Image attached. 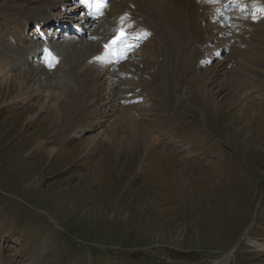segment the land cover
<instances>
[{"label":"rangeland","instance_id":"rangeland-1","mask_svg":"<svg viewBox=\"0 0 264 264\" xmlns=\"http://www.w3.org/2000/svg\"><path fill=\"white\" fill-rule=\"evenodd\" d=\"M46 1L0 0V66L1 57L12 55L7 50L15 44L14 24ZM52 13L61 14L59 9ZM206 33L210 44L222 46L224 40ZM257 40L242 47V54L231 39L223 67L222 58L213 59L208 51L198 70L194 67L193 77L203 75L205 89L219 101L216 110L191 94L187 85L193 77L162 74L165 100L146 98L140 110L146 108L144 119L153 121L163 113L165 122L151 128L149 147L133 144L127 163L130 147L118 153L106 139L110 127L125 130L120 118L107 116L110 111L92 117L91 128L78 132L81 86H73L78 101L68 97L74 105L60 123L45 118L42 100L49 106L57 97H49L51 90L43 95L39 82L38 95L20 103L13 102L11 83L8 92L0 87V264H264V249L256 246L264 243V37ZM142 54L133 53L135 68L125 66L130 78L121 80L113 69L120 81L133 79L132 87L146 78L158 81L156 73H145ZM95 56L78 65L79 71L89 68L85 78L92 75V60L99 62L97 74L110 69L102 54ZM230 69L236 79L243 78L242 89L227 85ZM59 76L66 78L64 72ZM102 84V95L109 96L110 80ZM138 89L133 92L146 95ZM61 129L65 136L53 134ZM95 135L101 138L97 147L86 151L84 142ZM44 137L59 149L51 158L34 145Z\"/></svg>","mask_w":264,"mask_h":264},{"label":"bare ground","instance_id":"bare-ground-1","mask_svg":"<svg viewBox=\"0 0 264 264\" xmlns=\"http://www.w3.org/2000/svg\"><path fill=\"white\" fill-rule=\"evenodd\" d=\"M65 1L66 0H47L44 3L37 4L32 10H30V14L23 16L24 19H22V21L17 20L16 25L18 27L14 24L13 34L15 44L13 48H8L7 50H10L12 55L4 56L3 58L1 57L2 66H0V87L5 92H8L10 90L8 86H10L9 83H11L13 85L11 90L16 94L13 98V102L20 103L23 99L28 100L30 97H33L34 99V97L38 95L36 92H38L40 88H38L39 86L36 87L35 83L39 82L41 87L45 89L43 95L51 90L49 97L51 98L54 95L57 97V99L52 101L49 106L47 105L48 103H46L48 101L42 100L41 107L48 110V116L45 118L52 123H60L65 117H67V112L70 108H73L72 106L74 105L73 102L68 100V97L73 98L76 102L78 101L76 95L78 96L79 93L71 90L74 87L81 86L83 89L82 98L84 101V108L82 112L83 120L80 123L79 128L76 126L78 132L89 127L91 128L89 121L92 117L100 118L101 115H105L110 111L107 116H111V118L114 119L120 118V120L124 122L125 130L123 129L124 132L122 134V129L110 127L108 133L105 134L106 139L108 143H110L111 148L116 152L121 151L126 146L130 147L129 149L127 148L129 151L128 156L130 154V157L125 161V163H127L133 158V144L138 143V146L144 149V144L146 143V148L147 146L149 147V144L152 143L151 133L153 132V129L151 128H158L159 125L161 127L165 122V116L160 112L162 118L157 121H153V119L150 118L144 119L145 116H148V113L146 108L142 113L140 110V103L142 101L145 103L148 102L151 97L155 98V100L157 99L159 102L165 100L161 81H165L163 80L162 74L165 75L168 71H170L171 76H173L174 73H177L178 76L185 74V76L193 77L192 71H195L196 69L198 70L199 65L204 63V54L211 48V45L208 47L210 40H206L204 37L207 36V33L204 34L205 30H209L218 36V32L222 34L226 30L225 28L228 29V26L222 25L219 21L223 17L217 15L218 12H224L226 0H209L213 2L212 4L205 0H111L109 5L103 9V17L99 19L96 29H94V31H91V28L85 29V36L83 39L82 36H77L76 38L74 34L64 32L63 34L61 33L56 36L54 39V43L59 52H56L55 49L46 45L51 49L52 54L56 59L55 64L57 65L52 71L45 70L40 64L38 65L35 63L39 60L45 62L41 53L35 55V42L33 39L36 35L35 32H37L35 27H39L42 31L48 30L49 35H53L51 25L57 20L59 15H53L52 11L59 9ZM255 1L258 0H243L238 6L242 9L237 18L239 21L237 29L239 31H237L236 28H232L235 31L232 35V37H234V47L242 54H244V50L237 47L246 44L244 45L246 48L248 47V43L252 42L254 39L257 40L258 38L262 39L264 37V19L261 20L255 17L257 10ZM262 1L264 3V0ZM148 2L152 3L151 8L147 7ZM71 6H77L75 10L80 9L78 1L76 3L73 2V5H70L68 9L66 7V13ZM72 18L75 19V21L82 22L83 25L87 21L85 17L81 16H74ZM117 20L123 26L129 28L133 35L139 32H144L142 35L146 37V40L141 46H139L141 48V51L139 52H143L142 55H144V60L146 61L145 73L147 71L153 72L151 75L156 73L157 75H153V77L154 79H158V81L154 80V82L151 83L150 78H146L143 82L134 86V88L132 87V84L135 80L133 81V79H129V84L119 80L117 73H115L113 69L118 68L121 80L124 78H130L131 75L127 73L125 66L135 68L134 65L131 66L130 64L132 63V57L135 59L136 57L133 56V52L131 51L132 56L124 58L122 61L115 62L113 56L104 48V46L98 43L99 41L105 40L109 33L111 34L110 31L116 26ZM34 23L36 25H33ZM132 23L133 25H131ZM31 25L34 26L32 29H30ZM220 26L225 28H221ZM161 28L167 30L169 33L168 37H163L164 31L161 32ZM94 34L98 36L97 41L92 38ZM246 36H248V38ZM221 37L224 41L221 43L219 42V44L223 45L228 38L224 39L223 36ZM237 37L240 38L237 39ZM238 40H241L242 42L236 43L235 41ZM237 44L239 46H237ZM234 47L232 46L233 50H235ZM97 53L102 54L106 62H110V69L105 74H97L95 69L99 62L92 60V75L85 78L83 74L88 76L90 74L89 68L79 71L78 65L82 60L90 58ZM159 53H161L163 57L161 62L157 60V58L161 59ZM213 57L214 56L212 55V58ZM33 58L37 60L33 61ZM163 60L171 61V65H166ZM226 61L227 58L223 55L222 59L218 62V64H220L219 66H222L223 64L227 65ZM233 62H238V60L235 58ZM133 63H135V61H133ZM66 65L67 68H64L63 66ZM194 67L196 69H194ZM215 67L212 69L214 70ZM11 70L13 72L8 73ZM62 72L66 74V78H63L65 76H59V73ZM234 74L235 70L232 71V69H230L231 83H227V85H238L239 89H242L244 83L241 79L243 78L236 79ZM37 75L43 78H36ZM195 76L188 80L189 85H187V88L191 94L195 91V95L201 98V103L208 104V107L213 108L214 110L218 109L219 101L217 102V100H215L212 92L205 89L206 79H204V76L198 75V78L200 79L195 78ZM104 79H109L112 85V89L106 92H110L109 96L102 95L101 89L103 88L102 81ZM137 88H140L138 89L140 92L145 91L146 97L143 95L144 92L142 95L135 94L133 91ZM30 92H32V94H29ZM39 93H41V91ZM146 98L148 100H145ZM34 102L36 103L38 100H35ZM160 109L164 108L161 107ZM28 113V118H31L32 113ZM65 132V129L58 131L54 130L53 134L56 135L60 133L64 135ZM164 135H167L166 131L162 132L158 137L159 141ZM98 136L100 135L92 136L84 142L86 151L88 150L92 152V150L97 147L96 143L101 139ZM48 139H50V137ZM48 139L45 137L39 139L34 145L39 151L45 153L48 158H51L57 151H59V149L56 147L55 143L49 146L48 141H46ZM163 139H165V137ZM153 140L156 142L155 138H153ZM256 246H258L260 251L264 249V243L258 242Z\"/></svg>","mask_w":264,"mask_h":264},{"label":"snow or ice","instance_id":"snow-or-ice-1","mask_svg":"<svg viewBox=\"0 0 264 264\" xmlns=\"http://www.w3.org/2000/svg\"><path fill=\"white\" fill-rule=\"evenodd\" d=\"M85 3L88 2V0H84ZM101 4H102V0H101ZM125 35V33L121 32L120 35L116 38V40H113L112 43H116L118 40H121L123 38V36ZM106 47H108V45H106ZM54 59V58H53ZM51 60H50V66H51Z\"/></svg>","mask_w":264,"mask_h":264}]
</instances>
